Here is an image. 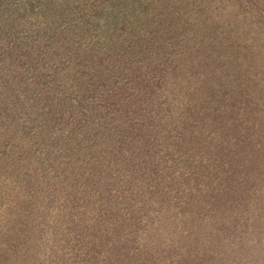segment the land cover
<instances>
[{
    "label": "trees",
    "instance_id": "1",
    "mask_svg": "<svg viewBox=\"0 0 264 264\" xmlns=\"http://www.w3.org/2000/svg\"><path fill=\"white\" fill-rule=\"evenodd\" d=\"M0 264H264V0H0Z\"/></svg>",
    "mask_w": 264,
    "mask_h": 264
}]
</instances>
